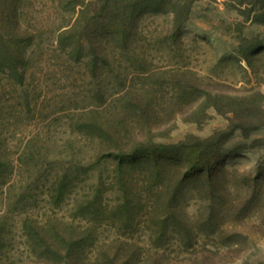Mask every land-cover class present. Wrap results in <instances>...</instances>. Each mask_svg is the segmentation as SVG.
I'll use <instances>...</instances> for the list:
<instances>
[{"label":"trees","instance_id":"16d2710c","mask_svg":"<svg viewBox=\"0 0 264 264\" xmlns=\"http://www.w3.org/2000/svg\"><path fill=\"white\" fill-rule=\"evenodd\" d=\"M24 2L0 0V264L17 263L8 250L13 227L19 228L30 254L45 264H175L155 240L164 242L173 232L181 236L182 246H193L195 217H178L179 202L190 188L202 190L210 202L203 213L206 224L221 226L234 211L236 220L244 218L262 186L264 168L259 165L254 176H240L239 182L253 189L252 197L239 207L230 201L233 184L220 156L237 130L247 136L264 127V93L259 89L224 90L181 67L172 78L174 88L179 82L178 91L164 98L153 82H148L156 74L150 71L146 54L137 48L146 10L170 14L163 42L173 45L180 41L191 0H55L60 13L55 31L59 57L63 55L71 65H85L94 78L108 75L122 61L135 62L140 82L127 84L126 78L117 77V85H102L94 101L90 98L88 104L69 107L68 112L50 105L49 113H43L37 104L41 93L30 95L25 89L32 63L30 50L39 35L22 22ZM229 2L238 9L244 6L246 10L240 12L246 20L252 17L253 23L264 27V0ZM257 39L240 37L237 51L252 73L254 49L260 45ZM5 80L23 93L14 96L18 92L15 87L8 93ZM50 101L54 102L52 97ZM21 107L26 108L30 122H43L54 114H58L56 120L66 121L71 134L65 157L70 161L57 168L59 161L54 159L65 152H59L64 145L56 144L51 161L42 157L41 163L36 162L30 154L33 138L20 152L8 150L1 138L3 127H8L4 121L20 115ZM211 108L226 116L225 129L206 138L188 134L178 142L156 141L167 138L158 128L164 124L159 111L168 110L166 118L179 115L186 122L200 124ZM254 142L264 144L263 139ZM104 165L111 168L103 171ZM95 171L98 179L90 183L88 173ZM42 178L46 187L43 200L51 202L54 210L69 206V213H63L67 217L55 211L46 217L36 213L38 198L33 191ZM25 180L26 186L21 187ZM83 182V191L78 193ZM145 196L151 201L145 214L155 225L152 234L157 235L156 247L147 256L146 243L134 238L144 219ZM107 230L113 231V236L101 240V232ZM209 262L210 257L192 251L181 264Z\"/></svg>","mask_w":264,"mask_h":264},{"label":"rangeland","instance_id":"374dc122","mask_svg":"<svg viewBox=\"0 0 264 264\" xmlns=\"http://www.w3.org/2000/svg\"><path fill=\"white\" fill-rule=\"evenodd\" d=\"M242 8L245 9L244 6ZM241 9L231 6L229 0H191L189 19L184 25L180 41L173 45L170 42H163L170 28L171 15L146 10L140 22L137 48L146 54L148 64H151L150 71L156 74L148 82H153L155 90L160 91V95L169 98L178 91L175 88L179 82L174 88L172 78H175V73L182 67L192 69L204 81L224 90L227 89L226 87L237 90L259 89L264 93V27L253 23L252 17L246 20L240 12ZM21 12L23 24L39 35V39L30 50L32 63L25 89L30 95L41 93L42 98L37 100V104L39 102L43 113H49L51 106L63 107L62 110L68 112L69 107L86 105L90 98L94 101L102 85H117V77L126 78L127 84L135 85L140 82L136 71L138 63L135 62L122 61V64L115 65L114 70L108 75L94 78L85 65H71L65 62L63 55L59 57L55 31L58 28L60 13L55 6V0H25ZM240 37L249 40L258 38L260 43L254 49L256 54L252 58L254 73L237 52ZM4 84L8 93L16 88L15 85L14 88L13 85L8 84L7 80ZM16 89L18 92L13 94L14 96L23 93L22 88ZM51 97L54 102L50 101ZM8 103L12 105L16 102ZM20 110L22 111L20 115L6 118L4 121L8 127H3L1 138L8 145V150L12 153L20 152L26 141L33 138L35 141L30 144L32 147L30 154L36 162L41 163L42 157L47 163L48 160L51 161V149L56 144L61 147L64 145L59 152H65L63 156L59 155L60 158L54 159V162L59 161L57 168L70 161V158L65 157L69 146L67 139L71 134L67 129L66 121L56 120L58 114H54L43 122H30L26 108L21 107ZM167 113L168 110L159 111L164 124L158 128L167 138L160 137L157 142H178L188 134L206 138L215 130L225 129L228 126L226 116L217 113L213 108L207 111L208 118L200 124L186 122L179 115L166 118ZM168 129L170 131L167 134ZM258 139L264 140V127L250 132L247 136L237 130L221 151V164L228 172L227 178H230L233 184L230 201L234 200V205L238 204L239 207L244 206L246 200L252 197L253 189L242 185L239 182L240 176H254L259 165L264 168V144L254 142ZM103 167V171L111 168L108 165ZM42 174L46 175V173ZM88 175L90 176L88 181L94 183L98 179L99 172H90ZM26 180L19 185L26 186ZM84 183H79L78 193L83 191ZM35 187L37 189L33 193L38 198L35 211L40 217L48 216L50 211H55L58 216L67 217L63 213L70 209L69 206L65 204L61 210H54L51 202L43 200L46 198L43 194V190L46 189L44 178L40 183H35ZM255 197L242 220H236L237 212L234 211L226 216V221L221 226L217 227L213 223L208 225L203 221L206 216L203 213L207 212L210 203L203 191L195 188L187 189L179 202L181 209L178 215L182 218H196L192 220L196 229L193 246L187 249L182 246L181 236L173 232L169 233L164 242L155 240L157 235L151 232V228L155 229V225L145 214L146 207L151 201L145 196L144 219L141 220L138 231L134 233V238H138L137 240L142 244L146 243L144 246L146 256L153 253L150 249L156 247L155 244L158 242L157 246H160L161 251H165L166 257L175 264H181V261L191 256L192 251L210 257L209 264H264V178ZM113 234L111 230L101 232V240H108ZM12 235L13 240L8 250L11 257L16 260V264L46 263L30 254L18 227H13Z\"/></svg>","mask_w":264,"mask_h":264}]
</instances>
